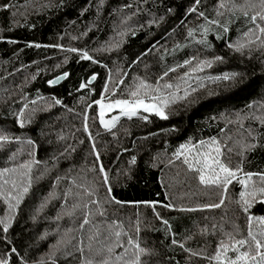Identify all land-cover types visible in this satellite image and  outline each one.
Segmentation results:
<instances>
[{
  "label": "trees",
  "instance_id": "obj_1",
  "mask_svg": "<svg viewBox=\"0 0 264 264\" xmlns=\"http://www.w3.org/2000/svg\"><path fill=\"white\" fill-rule=\"evenodd\" d=\"M194 3L195 0H103L102 3L101 0H0V6L9 5L7 9L0 7V130L20 138L0 149V169L34 158L39 163L33 166V174L45 173L34 181L8 233H3L0 226V256L9 259V264H21V258L27 264H36L68 229H73L69 237H75L67 249L71 255L58 253L57 264H81L83 258L101 259L95 254L101 247L95 240L91 242L92 251L88 249V236L93 235L91 227L79 230L83 211L77 210L74 216L64 214L77 202L75 197L68 199L66 209L62 208L63 193L68 188L74 194L83 191L72 185L73 179L77 184L95 186L101 202L108 198V185L99 171L101 164L108 175L111 196L122 202L104 204L107 219L122 222L125 230L135 237V222L140 218L141 247L152 253L142 257L145 264H210L201 256H192L179 244L193 252L204 250L205 255L211 256L225 239L224 232H232L234 226H239L246 236L248 215L264 216V203L259 199L248 213L243 211L238 203L242 186L236 181L229 185L223 206L201 207L219 203L223 189L202 185L199 174L189 171L183 163L185 157L192 160L197 150L211 151L213 146L206 144L200 148V142L216 138L235 168L241 161L237 154L241 151L238 130L243 129L228 120L235 121L237 113L260 115L255 106L264 104V49L258 50L259 42L251 45V50L245 48L243 54L228 47L230 42H246L243 34L254 28L250 23L252 13L245 18L239 10L233 15L221 9L224 16L217 17L218 0H201L199 11L209 19H220L229 31L224 33L212 25L206 38L200 30L189 37V28L199 29L204 23L197 13L188 14ZM202 39L205 43L198 42ZM68 48L86 50L98 63L82 60L78 53L66 51ZM216 56L223 60L215 61L210 68L204 67L203 71L191 72L199 60H213ZM192 57L197 60L179 67ZM169 68L176 71L169 72L162 83H172L173 88L164 89V93L174 92L180 97L189 85L197 87V91L186 100L171 103L165 109L168 119L140 113L131 119L120 117L110 131L101 126L94 101L102 96L107 97L104 100L126 98L128 90L139 80L155 86ZM185 72L190 76L182 81L180 77ZM63 73L68 76L58 84L48 83ZM225 73L237 75L226 81L209 79ZM93 75L96 79L80 89L81 83ZM120 79L123 84L113 96L111 90ZM201 83L203 87H199ZM106 84L108 93L104 92ZM56 99L61 104H56ZM32 100L37 103L31 104ZM25 103L29 105L25 117L30 116L31 120L21 128L17 115ZM248 105L254 107L249 109ZM85 111L94 141L83 130ZM142 116H147V120ZM243 125L253 129L255 140L249 137L248 142L256 145L245 152L243 170L264 171V124L245 119ZM229 136L231 140L227 139ZM29 139L34 142L32 145L27 143ZM93 143L99 161L93 153ZM225 143L233 148L231 153ZM181 145L186 147L181 149ZM178 150L183 153L179 159L175 155ZM14 152L18 155L11 161L9 157ZM132 157L136 158L134 164ZM58 176L66 179L54 189ZM50 192L56 198L37 215L39 205ZM144 202H158L155 211ZM169 204L173 207L163 206ZM180 208L197 210L180 211ZM6 210L0 200V217ZM156 213L168 221L170 231ZM58 214L62 215L59 220ZM102 219L97 216L95 222ZM173 239L178 243L173 244ZM123 240L126 243L127 237ZM81 241L83 257L73 247ZM13 247L16 253L11 252Z\"/></svg>",
  "mask_w": 264,
  "mask_h": 264
},
{
  "label": "snow or ice",
  "instance_id": "obj_2",
  "mask_svg": "<svg viewBox=\"0 0 264 264\" xmlns=\"http://www.w3.org/2000/svg\"><path fill=\"white\" fill-rule=\"evenodd\" d=\"M103 0H101V3ZM201 0H195L194 5L189 8L188 14L197 13L198 19H202L204 23L199 25V29H188V36L192 37L194 32L197 30L201 31V36L206 38L209 31H211L212 25H215L217 28L223 30L224 33L229 31V27L222 23L220 19H209L204 12L199 11V4ZM0 7L7 9L9 5L5 4ZM125 7H131V5H126ZM221 9L232 12L233 15L235 11L239 10L242 12L245 18H249V12L252 13L250 16V23L254 25V28H249L247 32L243 34L246 39V42L237 41L235 43L230 42L228 47L233 49L236 52L244 53V49L248 48L251 50V45L259 42L258 50L264 49V0H243L242 3H239L238 0H218L216 6V15L217 17H223L224 12ZM126 23V21H123ZM86 34V33H85ZM124 35L123 32L119 33ZM14 43L15 41H10ZM199 43H205V39L198 41ZM40 47V45H35ZM61 47V46H57ZM181 47V45H177ZM66 51L78 53L82 60H91L93 63H98L95 58L89 54L86 50H81L77 48H68ZM147 54V53H145ZM197 60L196 57H192L189 60H185L183 65L179 67H184L186 65H191L193 61ZM223 57L216 56L213 60H199L196 67L191 68V72L203 71L204 67H212V64L215 61H222ZM67 62V61H65ZM176 71L175 68H169L167 71L163 72L160 77L157 79L155 86L148 83L145 80H139V83L134 85L131 89L128 90L126 98H118L114 101L104 103L103 100L106 99V96H102L100 100H96L93 103L100 106L99 118L100 124L106 129L111 130L116 126L117 121L120 116H126L129 119L132 117L138 116L140 111L146 113L155 114L161 119H168V115L165 111L171 103H175L177 99H188V97L197 91V87H191L190 85L183 90V96L177 97L176 93L168 92L164 93V89H172V83H162L165 80V77L169 75V72ZM126 75V74H125ZM237 74H228L225 73L222 76L209 77L213 80H231L235 79ZM68 76V73H63L62 76L57 77L55 80H51L48 83L55 84L58 80L64 79ZM190 73L185 72L180 79L182 81L185 78L189 77ZM96 77L93 75L85 83H81L80 89L88 87ZM112 79L111 77L109 78ZM197 79H199L197 77ZM120 84H123V79H120L119 82L112 88V95L116 94V88ZM201 83L199 87H203ZM177 91H180L179 85H177ZM105 93L109 92V85H105ZM83 99V98H82ZM31 104L35 105L36 100H32ZM56 104H61L59 99L55 100ZM92 105H87L90 108ZM28 103H25L24 106L19 110L17 115V123L19 127L23 128L26 122H30L31 117H25V111L28 109ZM254 105H248L249 109H252ZM260 112V115L252 113L249 116H244L240 113L236 114L235 121L229 119V123H238L240 129L238 134L241 137L239 141L241 151L237 153L241 156V161L234 168L231 165V159L222 151L219 146V142L216 138H211L209 141H201L199 147L203 148L206 144L213 146L211 151H199L197 150L196 156L192 160H189L188 157H185L183 163L187 164L189 171L197 172L199 182L205 186H214L217 188H222L223 192L220 198L219 203H213L209 205H203V208H220L224 205L225 199L227 198V192L229 185L233 181L238 182L242 186L240 192V200L238 203L241 204V207L245 213L249 212V209L252 207L253 202L259 199V202L264 203V171L259 172H244L243 163L244 156L246 151H250L252 148L256 147L254 143H249L248 138L255 140L253 135L252 128H244L243 120L245 119H255L259 120L261 124H264V104L255 106ZM119 109V115L112 116L110 119L105 120L106 111L105 110ZM32 112H35V109H32ZM142 119L147 120V116H142ZM227 118V117H226ZM89 116L87 111L84 114V131L89 134V139L94 141L95 138L91 135L89 124ZM223 132L224 129H221ZM245 132L247 136H245ZM228 140H231L232 137H227ZM19 137H12L8 134H5L0 130V149L4 148L6 144L19 141ZM83 141H81L82 143ZM28 144L32 145L34 142L32 140L27 141ZM186 145H181V149H184ZM224 147L227 148V152L231 153L233 148L228 147L227 144H224ZM93 153L96 155L97 161L100 160L99 152L96 149L95 143L92 144ZM67 151V149H66ZM18 153H12L9 157V160L15 161ZM31 156L32 154L29 153ZM176 158L179 159L183 153L178 150L175 154ZM136 158L132 157L131 163H135ZM34 158L23 161L19 164H16L13 167H5L0 169V200L7 206V210L4 216L0 217V226H2L3 233L7 234L10 227L12 226L15 214H17L21 203L24 198L30 192L34 181L43 178L45 173H41L39 176L33 174V166L38 164ZM94 169H90L92 171ZM100 173L104 177V184L108 185V198L105 201L101 202L97 197V189L95 186H86L85 184H77L76 180H71L72 185L83 189L82 192L73 193L72 188H68L63 193V198L65 204L62 205V208H67V201L73 196L76 199V203L72 205L71 210L65 211L64 214L68 216H74L77 210L83 211L82 220L79 223V230L83 232L86 226H90L93 230V235L88 236L89 244L88 249L92 251V241L95 240L98 244L101 245L100 248L96 249V256H100L101 259L96 260L95 258H83L81 264H145L142 257L145 255H151V250L141 247L139 233L140 228V218L137 217L135 222V232L136 236L133 237L128 231L125 230L122 222L112 220L111 222L107 219V211L104 208L106 203H122L121 201L115 200L111 196V186L108 180L107 172L104 166L101 164L99 168ZM243 177V178H241ZM255 178V179H254ZM66 177H56V183L53 184L55 189L59 182ZM56 195L54 192H50L47 197L44 198L42 203L37 209V215L42 211L47 204L55 199ZM153 207L155 211V205L158 202H144ZM95 206L93 208L92 206ZM164 207H173V205H163ZM180 211H195V208H180ZM97 216L102 217L103 219L99 222H95ZM158 219L162 220V223L168 227L169 231L171 226L167 220H163L160 217L159 213H156ZM36 216H33L35 219ZM62 218L61 214H58L56 219L59 220ZM213 227H217L213 225ZM73 229H68L64 236H61L60 240L56 244L52 245V248L46 256L41 257L36 264H57L58 253H63L65 255H71V252H68V246L72 245V240L75 237H69ZM202 231H207L204 229ZM223 231V229H221ZM47 236V233L45 234ZM123 237H127L126 243L123 240ZM225 239H222L219 244L216 246L215 253L211 256L205 255L204 250L199 252H193L191 249L184 247V244L181 243L179 246L184 248L185 251L189 252L192 256H201L204 259L209 260L210 264H264V216L254 217L251 214L248 215V231L247 235L244 236L239 230V226H234L232 232H224ZM42 239L45 237H41ZM10 243V241H6ZM173 244L178 242L173 239ZM83 244V241L78 245H74L76 251L81 253L83 257L84 248L80 245ZM120 248L122 251L116 252V249ZM12 253H16V248H11ZM105 253L107 255H105ZM233 253L234 255H229ZM0 264H9V259L4 256H0ZM21 264H27V261L21 258Z\"/></svg>",
  "mask_w": 264,
  "mask_h": 264
},
{
  "label": "rangeland",
  "instance_id": "obj_3",
  "mask_svg": "<svg viewBox=\"0 0 264 264\" xmlns=\"http://www.w3.org/2000/svg\"><path fill=\"white\" fill-rule=\"evenodd\" d=\"M114 100H103L104 103H108ZM106 111V115H105V120L110 119L112 116H117L119 115V109H113V110H105ZM99 112H100V106L98 105V117H99ZM140 113H145V114H151V113H146L143 112L142 110L140 111ZM155 115V114H154ZM120 117H124V116H120ZM99 122H100V118H99ZM102 126V125H101ZM103 127V126H102ZM104 128V127H103Z\"/></svg>",
  "mask_w": 264,
  "mask_h": 264
},
{
  "label": "water",
  "instance_id": "obj_4",
  "mask_svg": "<svg viewBox=\"0 0 264 264\" xmlns=\"http://www.w3.org/2000/svg\"><path fill=\"white\" fill-rule=\"evenodd\" d=\"M61 80H62V79L58 80L57 83H55V84H58ZM55 84H53V85H55Z\"/></svg>",
  "mask_w": 264,
  "mask_h": 264
}]
</instances>
